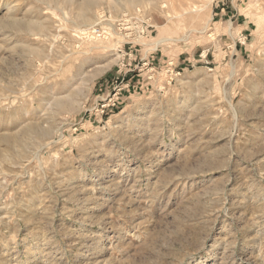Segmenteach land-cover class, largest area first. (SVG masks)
Segmentation results:
<instances>
[{
	"label": "rangeland",
	"instance_id": "374dc122",
	"mask_svg": "<svg viewBox=\"0 0 264 264\" xmlns=\"http://www.w3.org/2000/svg\"><path fill=\"white\" fill-rule=\"evenodd\" d=\"M82 1L0 0V264H264V0Z\"/></svg>",
	"mask_w": 264,
	"mask_h": 264
},
{
	"label": "bare ground",
	"instance_id": "6f19581e",
	"mask_svg": "<svg viewBox=\"0 0 264 264\" xmlns=\"http://www.w3.org/2000/svg\"><path fill=\"white\" fill-rule=\"evenodd\" d=\"M206 2H204L205 3V7L206 6H208L211 2H212V0H205ZM202 3V2H201ZM96 4H97V0H83L82 2H81V12L75 17L76 18V22H78V24L80 23V25H84V24H88V23H91V21H92V19H91V17H92V12L94 13V9H95V6H96ZM165 7V6H164ZM194 7V6H193ZM204 7V8H205ZM204 8H200V9H198V7L197 6H195L194 7V9L192 10V11H187V13H193V14H200L203 10H204ZM98 13V12H97ZM103 13L104 12H101V14H99V17H98V21H100V20H103L104 18V15H103ZM187 13H182V14H178V15H176L175 14V16L176 17H178V16H183L184 14H187ZM203 13V12H202ZM98 16V15H97ZM194 16H196V15H194ZM202 16V15H201ZM38 26H40V25H38ZM90 29V28H89ZM82 33H88L87 34V36H90L91 37V35H93L92 33L93 32H91L90 30H84V29H82ZM95 35V34H94ZM80 36V35H79ZM86 36V35H85ZM126 36V35H125ZM89 37V38H90ZM88 38V39H89ZM94 38H95V36H94ZM91 39H92V37H91ZM163 39V38H162ZM165 40V39H164ZM160 42H161V40H160ZM108 69V68H107ZM104 71V70H103ZM99 73H102V71H100ZM59 104V106H65L66 105V103L64 102V101H61V102H59L58 103ZM10 142V141H9Z\"/></svg>",
	"mask_w": 264,
	"mask_h": 264
},
{
	"label": "built area",
	"instance_id": "2783aa9c",
	"mask_svg": "<svg viewBox=\"0 0 264 264\" xmlns=\"http://www.w3.org/2000/svg\"><path fill=\"white\" fill-rule=\"evenodd\" d=\"M92 31L94 34L96 33L99 36L101 34L100 30L98 31L95 27L93 28ZM129 87H131V80L126 79V76L124 75L118 76L116 80V84H113L108 94L104 95L99 101V102H102L101 106L103 108V111H106V110L109 111L108 109L112 110L115 107H118L119 98L122 92L128 89Z\"/></svg>",
	"mask_w": 264,
	"mask_h": 264
},
{
	"label": "crops",
	"instance_id": "0c3cea01",
	"mask_svg": "<svg viewBox=\"0 0 264 264\" xmlns=\"http://www.w3.org/2000/svg\"><path fill=\"white\" fill-rule=\"evenodd\" d=\"M151 57H153V56H151ZM151 57H149L148 59H150ZM154 59H155V57H154ZM173 59H174V58H169V60H166V61H164V62H169L170 60H173ZM169 63H171V62H169ZM169 63H168V64H169ZM168 64H167V65H168Z\"/></svg>",
	"mask_w": 264,
	"mask_h": 264
}]
</instances>
